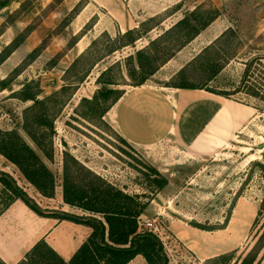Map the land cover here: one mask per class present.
Listing matches in <instances>:
<instances>
[{"label":"rangeland","instance_id":"rangeland-1","mask_svg":"<svg viewBox=\"0 0 264 264\" xmlns=\"http://www.w3.org/2000/svg\"><path fill=\"white\" fill-rule=\"evenodd\" d=\"M0 2L6 3L0 9V54L6 45L12 41L17 43L20 36L23 37V44L0 65V80L8 79L11 90L0 92V131L15 129L32 146L21 130L22 111L31 103L13 98L16 96L12 97L11 93L21 91L24 85L32 81L38 85L41 91L39 99H42L66 84L73 85L70 99L54 122V158L52 164L47 163L57 178L54 196L42 197L18 169L0 154L1 173L13 180L44 212L90 217L92 215L62 202V154L67 152L86 169L124 194L141 197L140 202L147 203L149 208L144 211L146 218L139 216L137 219L138 232L156 235L168 264H241L246 257H255L253 264H264V209L253 223L264 199V0ZM79 2L84 7L68 24L66 18ZM191 11L202 17L217 12L219 17L216 20L230 25L236 35L228 49L234 54V59L212 84H208L212 90L227 94L235 106L227 109L229 118H217V129L215 133H206L204 138H209L203 142V146L195 147L188 153L178 151L172 143L149 150L132 146L116 132L113 122L115 104L107 108L104 114L102 110L109 106L118 91L133 88L128 76V57L147 47L149 41L159 37ZM173 14L172 18L166 20ZM92 16L97 17L96 23L90 30L83 31L75 46L70 48L73 35ZM144 22L140 27L141 32L156 23L159 25L133 46L107 55L105 51L116 45L117 40L113 41L118 34L139 28ZM24 31L28 33L26 38L20 35ZM104 32L106 35L102 34ZM206 39L211 37L207 36ZM193 40L170 60L176 59L181 63L191 61L197 55V41ZM93 41L95 45L87 49ZM160 45L163 47V43ZM80 54H83L82 58L71 70L70 66ZM98 55H102L103 59L93 65ZM187 63L181 64V68ZM91 64V69L85 75V69ZM16 67L20 69L18 76L12 73ZM109 67H112L111 70L102 75ZM160 68L143 85H170L181 69L173 74L175 63L163 73L159 72ZM81 78L82 81H79ZM184 78L194 83L205 80L195 68H188ZM98 79L112 83L105 85L112 91L105 104L99 99L94 103L86 102L101 88ZM174 80L180 81V78ZM252 93H256V96L252 97ZM129 104L125 102L115 110L120 116L117 122L123 130L127 126L137 132L134 133L136 137H141L146 133L151 117L143 109L139 112L132 110L135 107H127ZM156 180L166 181L163 192L157 191ZM11 205L15 207L0 224V242L4 240L18 246L22 239L30 237V231L38 220L41 229L50 223L48 218L35 215L22 202L13 199L0 182V216ZM27 212L32 216H28ZM226 218L229 220L223 231H204V234L201 233L203 230L197 229L194 236L196 243H193L191 250L172 235L169 224L176 221L185 229L193 226L212 229L220 227ZM213 243L215 250L206 248ZM226 253H232V259L225 263L205 259L213 254L220 256ZM0 264H5L1 256Z\"/></svg>","mask_w":264,"mask_h":264},{"label":"trees","instance_id":"trees-1","mask_svg":"<svg viewBox=\"0 0 264 264\" xmlns=\"http://www.w3.org/2000/svg\"><path fill=\"white\" fill-rule=\"evenodd\" d=\"M5 4L0 2V9ZM83 7L80 2L74 6L66 18L68 24L75 19ZM218 17L217 12L207 13L202 17L191 11L169 29L163 31L159 37L149 41L147 47L136 51L133 56L128 57L127 60L130 61L128 64V76L131 86L133 88L142 86L157 71L158 67L163 66V64L173 58L176 52L196 38ZM96 20L97 17L92 16L83 28L76 35H73L70 48L75 46L78 39L84 34L83 31H88L93 27ZM148 21H153V19ZM144 24L145 22L141 23L139 28L127 29L123 34H118V37L113 41L117 40L116 45L105 51L107 55L122 48L133 46L137 40L159 25V23H156L141 32L140 27L142 28ZM102 34L106 35L105 32ZM20 35L26 38L28 33L24 31ZM20 38L19 42L12 41L4 47L3 53L0 54V65L23 44V37L20 36ZM162 38L163 40H161ZM235 38L234 31L230 28L226 29L215 41L206 46L182 67L173 77V82L170 85H165V87L204 90L229 99L227 94L212 90L208 84H212L221 71L234 59V54L228 49L231 41ZM173 41L175 43H172ZM161 43H163V47L160 45ZM93 45H95V41L87 49L93 47ZM82 56L83 54H80L77 57L70 66L71 70L76 67ZM102 59L103 56L98 55L92 64L94 65ZM92 64L85 69V75L91 69ZM111 68L106 69L102 75H105ZM188 68L197 69L205 80L202 83L186 80L184 76ZM12 73L18 76L20 73L19 67L13 69ZM176 78H180V81L174 80ZM79 81H82V78ZM79 81L77 83H80ZM7 82L8 79L0 80V92L11 91L10 84ZM97 83L101 88L94 93L91 100L86 102L94 103L99 99L102 104H105L109 99L110 93H112L105 85L112 83H110V80L103 81L100 79H98ZM70 88H73V85L66 84L58 91L39 99L41 91L37 84H33L30 81L23 86L21 91L11 93L12 97L16 96L13 98L31 103L29 107L22 111L21 130L32 146L15 129L0 131V154L13 164L24 179L44 198H52L57 186L56 174L48 167L47 163H53L54 122L61 115L67 104L66 102L71 97ZM124 93V91H118L109 106L107 107L106 105V108L102 110V113L104 114L107 108L116 104ZM252 94H250L252 97L256 96V93ZM0 182L6 191L12 195L13 199L22 202L35 215L59 222L67 221L91 229L86 241L68 261H64L58 256L44 240H39L17 264H127L138 255L145 260L146 264H168L162 244L156 235L150 232H138L137 219L143 215L147 203H141L139 200L141 197L124 194L86 169L67 152L62 154L60 175L62 202L70 208L92 215L90 217L71 215L66 212H44L22 189L15 185L13 180L1 172ZM156 183L157 191L166 185L165 180H156ZM263 209L264 199L258 208L253 223ZM94 215L98 217L94 218ZM228 220L229 218H226L220 227L212 229L193 227L203 231L223 230ZM263 235L259 237V240H261ZM231 259L232 253H226L211 260L214 262L222 260V263H225ZM254 259L255 257H246L241 264H253Z\"/></svg>","mask_w":264,"mask_h":264},{"label":"crops","instance_id":"crops-1","mask_svg":"<svg viewBox=\"0 0 264 264\" xmlns=\"http://www.w3.org/2000/svg\"><path fill=\"white\" fill-rule=\"evenodd\" d=\"M174 15L167 17L166 20L172 18ZM228 28H230V25L226 26L220 19L213 21L193 40L195 42L197 41V44H195V47H197L195 53L198 54ZM207 36L209 38L211 37V39L207 40ZM172 60L161 66L159 72L163 73V70L171 68L175 63L176 69H174V74L181 68V64L187 63V60L182 63L176 61V59ZM125 102L130 103L127 107H135L132 110L139 112L143 109L151 117L150 122H147L148 127L146 133L144 132L141 137H136L134 133L137 134V132L127 126L123 130L117 122L120 116L115 113V110H118ZM234 103L230 99L204 90H186L157 85H142L125 91L123 96L116 102L113 122L117 134L132 146L149 150L167 143H172L175 149L185 154V152L193 150L195 147L203 146V142L209 138H204L206 133H215L217 129V118H226V116L229 118L230 114L227 112V109H232L235 106ZM229 130L230 132H228L231 133V128ZM161 192H163V188ZM12 206H9L1 214L0 224L4 220V217L9 215L10 211L15 207ZM148 208L149 206L146 207L145 212ZM145 215L147 214L143 213L141 217L145 219ZM28 216H32L31 213L30 215L28 213ZM48 222H50L49 225L41 229L38 220L30 231L31 238L25 237L19 242L18 246L10 245L4 240L1 241L0 256L4 263L17 264L39 240H44L58 256L64 261H68L91 233V229L88 227L71 222H59L54 219H48ZM169 224L171 225L172 235L179 242L181 241L188 250H191L190 248L193 247V243H196L194 236L197 234V228L186 227L187 229H185L181 225H177L178 223L176 221H172ZM201 233H204V231H201ZM206 248L215 250L216 245L213 243L211 246L207 245ZM214 256L216 254L207 256L205 259L215 258ZM127 264H146V262L138 255Z\"/></svg>","mask_w":264,"mask_h":264}]
</instances>
